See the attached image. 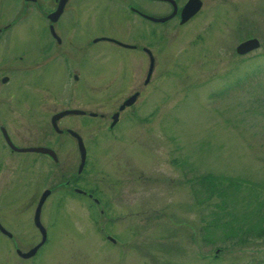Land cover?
I'll list each match as a JSON object with an SVG mask.
<instances>
[{
	"label": "rangeland",
	"instance_id": "rangeland-1",
	"mask_svg": "<svg viewBox=\"0 0 264 264\" xmlns=\"http://www.w3.org/2000/svg\"><path fill=\"white\" fill-rule=\"evenodd\" d=\"M79 2L91 36L106 28V36L130 42L139 32L138 45L156 55V78L143 87L146 56L101 43L70 61L73 81L62 62L41 59L37 4L25 3L11 31L15 64L0 65L9 77L0 84L1 126L20 147L52 143L49 119L62 109L103 118L58 123L85 140L78 175L66 135L54 142L56 164L13 155L0 136V223L15 233L0 236V264H264V0H203L196 19L154 36L125 10L116 22L101 15L100 0ZM2 5L4 23L14 8L11 0ZM251 39L258 48L238 56L235 47ZM136 90L135 107L107 130ZM75 176L97 205L62 188ZM208 177L212 186L198 182ZM44 190L46 245L24 261L15 249L25 253L40 241L32 217Z\"/></svg>",
	"mask_w": 264,
	"mask_h": 264
},
{
	"label": "flooded vegetation",
	"instance_id": "flooded-vegetation-1",
	"mask_svg": "<svg viewBox=\"0 0 264 264\" xmlns=\"http://www.w3.org/2000/svg\"><path fill=\"white\" fill-rule=\"evenodd\" d=\"M13 2L12 7L14 8L12 11V15L9 16L6 20L4 21V23H2L0 21V65H7V66H13L15 63V57H14V49L13 46V41H12V28L15 27L17 22H21V20H23L22 18L25 16V3L29 2L32 3L33 5L37 4V0H34L33 2L31 1H26V0H11ZM20 1H22V4L20 5ZM82 1V0H81ZM99 1V0H98ZM103 4H105L102 8H101V15L104 16H108L109 18H106L107 20H110L111 17H115L116 18V22H119L118 18L120 15H122V12L125 10L130 21H134L137 24H146L147 26H149V34H151L152 36H154L155 31L157 28L163 30L165 28H167L166 26H177V27H183L185 26L187 23H189L191 20L196 19V17H198L200 15L201 12V8L203 5V0H199L201 7L198 9V11L196 12V14H194L193 16L187 18L184 23L180 22L181 21V14H182V10L185 7V5L187 4V2L189 0H100ZM3 0H0V8L3 9L4 5H2ZM60 3V0H51L50 1V5L46 6V7H41L40 5H35V10L37 12L38 18L40 20V37L41 39H43V42L41 45H39V50L40 53L42 54L41 59L42 60H56V61H60L62 62L61 64L64 65L65 70H67L66 74L68 76L71 77V79L73 81H77V74L75 73V70L73 68V65L70 64V61L75 58V56L80 53V51H84V52H88V50L91 49V45L94 44H101L103 43V45H107L109 47H111V49L113 48L114 51H119V52H129L131 54H142L143 56H146L147 58V70L145 71L144 74V78L141 82L143 87H146V85H148L149 83H151L156 77L155 75V68L156 66H154L155 64V60H156V55L153 54V52L149 49V47L146 46H139L138 42H139V32L136 33V37L133 38L132 41L130 42H121L120 40H118L116 37L114 36H106L105 33L106 32V28H104V30H102L101 32H98V35L103 34L101 36L98 37H93L91 36V30L92 28L90 27V29H86L87 25L85 26V29L83 27H81L82 23L80 21V17L78 16L79 11L81 10V5L83 8V4L81 3V5L79 4V0H66L63 3V7L61 12L57 15V19L53 22H51L49 15L50 14H54L57 9H58V5ZM18 4V6H17ZM161 7L163 9V11L159 12V11H154L156 9H158L159 7ZM2 12V11H1ZM2 19V17L0 18ZM105 20V21H107ZM108 22V21H107ZM115 22V21H114ZM112 23V22H111ZM176 23V24H175ZM110 24V23H109ZM108 24V25H109ZM89 27V26H88ZM82 28V31H85V36L84 38L81 37L80 39H82V41L79 40V38L76 37L75 35V31L76 29ZM81 31V32H82ZM137 31V30H136ZM24 48V47H22ZM25 51L27 49H29L28 46L25 47ZM25 51L21 50V53L24 55V53H27ZM22 56H18L16 57L17 60H21ZM9 72L10 69L9 67L6 68ZM4 71V70H3ZM9 80V77L7 74H0V84L5 85L7 83V81ZM132 95H136L135 96V102L132 105L129 106H124L121 110H119V107H121L123 105V103L126 101L127 98H129ZM139 95H140V90H136L135 92L131 93L130 95L126 96L122 102L119 103V105L117 106V108L115 109V112H113V114L109 117V120L111 122V117L114 116L117 113V118H116V123L110 127V123L107 127V130H113L114 127L116 126L117 123H119V119H121V117L130 109H133L137 103V101L139 100ZM80 111L83 112L82 115H66L63 116L62 118H66V117H86V118H90V119H94L96 117H99V119H102L103 117L101 115H97V113H92V112H88L85 110H80V109H76V108H72V109H62V111ZM62 111H58L55 113H52L50 119H49V125H50V121L51 118L54 115H57L59 113H61ZM62 118L58 119L55 124L56 127L58 129L59 132H55V130L53 129L52 124L51 126V130L53 131L52 137L54 138V140H52V143L50 142H46L43 143L42 145H31V146H16V144L13 143L11 137H9V135L6 132L5 127L1 126L2 124H0V136L3 139V148H5L9 153L16 155V156H31V160H39V158H47L49 159L52 163L56 164L58 161V158L56 156L55 150L53 148L54 146V142H58L59 137H63L64 135L68 136L69 139L71 140V142L75 145L74 151L76 153V155H78V164H77V168H76V174H80L84 167H85V163H86V152H87V146L85 143V140L79 135L77 134L75 131H72L68 128H63L62 130L59 129L58 127V123L62 120ZM68 131L74 132L75 134H77L79 140H80V144H82L83 147V153L85 155L84 158V163H83V167L81 169L80 172H77L78 169V165L80 162V153H79V149H78V145H77V140L76 138L71 134L68 133ZM3 133L5 134L6 137H8V140L10 142V144L12 145L13 148H9L4 140L3 137ZM48 149L50 150L54 156H55V160H53L51 157H49L47 155V153H39V152H35L32 149ZM25 150V151H22ZM21 151V152H19ZM39 157V158H38ZM79 180V177L75 178H71L70 181H65L62 185V188L68 189L70 191H72L75 195H78L84 199H88L91 202H93L94 204H98L97 199H95L94 197H92V193L83 191L79 188L76 187V182ZM76 187V188H75ZM80 191V192H77ZM45 191V190H44ZM49 194H50V190ZM43 194V193H42ZM41 194V195H42ZM40 195V196H41ZM40 198V197H39ZM45 201V199H44ZM39 202V199H38ZM38 202L36 203V206L38 204ZM44 204V203H43ZM42 204V205H43ZM35 206V208H36ZM34 208V210H35ZM35 213V211H34ZM100 213H102V211L100 210ZM40 214V213H39ZM34 217V215H33ZM33 217H32V222H33ZM38 222L39 218H38ZM33 226L34 228L37 229V232H39L38 228L36 227V225L33 222ZM40 226L42 227L41 223ZM0 228L2 231H0V236L1 237H5L8 238L9 240H11L12 238H14V234L8 230H6L4 227H2L1 223H0ZM43 228V227H42ZM44 230V228H43ZM45 232V230H44ZM40 234V239H41V232H39ZM47 233L45 232V235ZM46 241V239H45ZM44 241V242H45ZM41 244L35 251L34 255L31 257H28L26 259L20 257L19 254H25V253H21L19 252L18 249H15V254L22 260L26 261V260H32L33 258L36 257V255H38V253L41 251V249L43 248V246L46 245V243ZM39 244V242L37 243ZM36 244V245H37ZM36 245L34 247H36ZM32 247V248H34ZM32 248H30L29 250H31ZM27 250V251H29ZM25 251V252H27Z\"/></svg>",
	"mask_w": 264,
	"mask_h": 264
},
{
	"label": "water",
	"instance_id": "water-1",
	"mask_svg": "<svg viewBox=\"0 0 264 264\" xmlns=\"http://www.w3.org/2000/svg\"><path fill=\"white\" fill-rule=\"evenodd\" d=\"M26 1H31L33 2L34 0H26ZM66 0H60V3H59V7L57 9V11L54 13V14H50L49 17H50V20L51 22L55 21L57 19V15L61 12L62 10V5L63 3L65 2ZM201 7V4H200V1L199 0H189L187 2V4L185 5V7L183 8L182 10V14H181V21L182 23H184V21L193 16L194 14H196V12L198 11V9ZM258 41L255 40V39H251V40H248V41H244L242 42L241 44L237 45L235 47V52L237 55H242V54H246V53H249V52H252V50H255L258 48ZM135 96L136 95H132L130 96L129 98L126 99V101L123 103V105L121 107H119V110H121L124 106H129V105H132L134 102H135ZM82 115L83 112H80V111H75V110H72V111H62L61 113L57 114V115H54L52 118H51V121H50V125L52 124L53 126V129L55 130V132H59L57 127H56V124L55 122L62 118L63 116H66V115ZM116 118H117V113L111 117V124H110V127H112L115 123H116ZM69 134L72 135V137L74 136L77 140V145H78V149H79V155H80V162H79V167L77 169V172H80L81 169H82V165L84 163V158H85V155L83 153V147H82V144H80V140L77 136V134H75L74 132H71V131H68ZM3 137H4V140L7 144V146L9 148H12V149H15L12 147V145L10 144L9 140H8V137L5 136V134L3 133ZM33 151L35 152H39V153H47V155L49 157H51L53 160H55V156L54 154L48 150V149H45V148H42V149H32ZM22 151H25V150H22ZM21 152V151H19ZM77 192H80L77 190ZM49 195V191L48 190H45L43 192V194L40 196L39 198V202L35 208V213H34V217H33V222L34 224L36 225V227L38 228L39 232H41V239L39 241V244L36 245V247L32 248L31 250L25 252V254H19L20 257L26 259L28 257H31L34 255L36 249L41 245L43 244V242L45 241L46 239V235H45V232L43 230V228L40 226V223L38 222V218H39V213H40V208L42 206V204L44 203V199ZM0 231L1 228H0Z\"/></svg>",
	"mask_w": 264,
	"mask_h": 264
},
{
	"label": "trees",
	"instance_id": "trees-1",
	"mask_svg": "<svg viewBox=\"0 0 264 264\" xmlns=\"http://www.w3.org/2000/svg\"><path fill=\"white\" fill-rule=\"evenodd\" d=\"M203 181H207V182H206L207 186H208L209 182L211 183V181H210V177H208V178H204V179H202V180H200V181H198V182L203 183ZM210 185L212 186V183H211ZM210 185H209V186H210ZM214 188H215V186H214ZM209 190L212 191V192H214V189H213L212 187L209 188Z\"/></svg>",
	"mask_w": 264,
	"mask_h": 264
}]
</instances>
